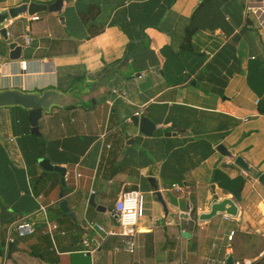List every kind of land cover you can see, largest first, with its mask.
<instances>
[{
  "label": "crops",
  "instance_id": "1",
  "mask_svg": "<svg viewBox=\"0 0 264 264\" xmlns=\"http://www.w3.org/2000/svg\"><path fill=\"white\" fill-rule=\"evenodd\" d=\"M24 3L0 0V11ZM62 3L58 12L36 14L38 21L11 19L9 42L0 36V90L65 93L80 85L88 103L43 114L41 137L31 133L26 111L0 109V264H206L218 254L214 244L241 264L263 257L264 47L261 35H248L243 0ZM11 42L23 47L20 60H10ZM136 112L159 128L152 137L131 123ZM43 158L66 168V189L59 174L40 168ZM132 190L144 195L145 215L131 254L122 238L86 226L115 231L107 206ZM214 194L235 203L236 221L200 220ZM90 195L106 212L87 205ZM21 218L37 232L7 245ZM48 224L59 228L53 239L43 234ZM228 230L237 232L232 242ZM85 235L95 251L88 257L79 253Z\"/></svg>",
  "mask_w": 264,
  "mask_h": 264
},
{
  "label": "water",
  "instance_id": "2",
  "mask_svg": "<svg viewBox=\"0 0 264 264\" xmlns=\"http://www.w3.org/2000/svg\"><path fill=\"white\" fill-rule=\"evenodd\" d=\"M24 4L7 11H0V36L5 42H9L8 32L5 26L10 22L11 19L16 18L22 14H28L30 16L36 15L38 13L45 12H58L62 8V0H57L52 5L38 4L36 2H31V0H24ZM9 48V58L12 61H17L21 59L23 47L17 42H11L8 44ZM99 86V84L97 85ZM82 86L76 85L71 88L68 92H60L55 89H47L42 92H24L17 89H6L0 90V109L3 108H20L28 113V121L31 128V133L34 136L41 137L39 121L43 114L51 112L55 107L62 109H74L76 107H85L88 103L82 100ZM95 103V100H92ZM131 123L135 128L139 129V132L146 137H152L154 133L159 129L150 119L145 116H132L130 119ZM0 141L3 143L2 138ZM218 151L227 157H232L231 154L224 148L220 146ZM40 168L45 172H55L61 176L62 185H66L67 170L61 166H56L50 162L48 159H40L38 161ZM236 164L244 169L245 171H250L248 165L244 162L242 158L236 159ZM152 190L153 196L157 199V202L162 206L165 215H168V209L166 203L162 199V194L158 190L156 180L154 178H149L148 180ZM259 182L264 186V175L259 179ZM87 205L95 208L99 212H106V209L98 206L95 202V196H86ZM210 210L208 213L200 216V220L205 222L209 221L219 214H227L233 217H237L238 209L232 200L226 199L219 201L217 196H213L212 202L209 204ZM60 209L65 212L68 217L76 220V216L73 212H70L68 208V202L66 200H61L59 202ZM188 234L183 233V237L187 238ZM228 264H233L234 259L229 256L227 259Z\"/></svg>",
  "mask_w": 264,
  "mask_h": 264
},
{
  "label": "built area",
  "instance_id": "3",
  "mask_svg": "<svg viewBox=\"0 0 264 264\" xmlns=\"http://www.w3.org/2000/svg\"><path fill=\"white\" fill-rule=\"evenodd\" d=\"M244 11L246 17L248 12H252L258 19L260 25V35L263 39L264 44V0H243ZM32 21H38L40 17L38 15L30 16ZM22 70L25 71L27 68V63H21ZM134 116H140L139 112H136ZM77 178L81 177L80 173L76 174ZM174 188L176 191L181 190L178 185H175ZM145 215V198L144 195L139 190H132L129 192L122 193L115 202L112 216L115 218L119 232L105 229L102 225L98 223H89L87 224V230H97L106 236L115 237L118 236L124 240L123 250L129 253L135 252V243L134 238L138 233L139 221ZM236 217L231 215L223 214V222L229 223L236 221ZM59 230L56 225H47V229L43 232L44 235H49L53 239L55 233ZM37 232L35 224L29 218H21L18 220L14 226L9 230L7 237V245H12L15 243L16 239L13 236V233L16 234L17 238L24 239L33 236ZM235 230H228L226 235L227 242H232L236 235ZM62 235H65L64 232H61ZM83 249L79 252L85 257L92 256L95 252L93 249L92 241L85 235L82 238ZM213 249L217 250L216 257H208L206 259V264H228L227 259L230 256L228 253L221 255V248L216 244L213 245ZM120 249L117 248L116 251ZM249 262L247 264H251ZM233 264H241L238 261H234Z\"/></svg>",
  "mask_w": 264,
  "mask_h": 264
},
{
  "label": "rangeland",
  "instance_id": "4",
  "mask_svg": "<svg viewBox=\"0 0 264 264\" xmlns=\"http://www.w3.org/2000/svg\"><path fill=\"white\" fill-rule=\"evenodd\" d=\"M247 21H248V23L251 25V28H250V29H247V31H248V35L250 36V39L254 41V40H256V38L258 39L259 36H260V31H259V29H260V25H259V21H258L257 17H256L252 12H248ZM258 40L261 41L262 46L264 47V44H263V41H262L261 36H260V39H258ZM39 127H40V126H39ZM46 174H49V173H46ZM50 174H51V173H50ZM66 188H67V187L65 186L64 189H66ZM114 204H115V201L111 202V203L107 206V208H108V209H112V208H114ZM218 224H219V222H218ZM217 226H218V225H217ZM115 228H116V229H115L116 232H119V231H120V229H119L118 226L115 227ZM217 229H218V228H217ZM76 233H77L76 230H74V232H69V237H71V236L74 237ZM13 234H14V233H13ZM14 237H15V239H19V238H17L16 234H14ZM119 249H120L119 252H121V253H118L119 255H120V254H125V253H123V251H122V246H119Z\"/></svg>",
  "mask_w": 264,
  "mask_h": 264
},
{
  "label": "trees",
  "instance_id": "5",
  "mask_svg": "<svg viewBox=\"0 0 264 264\" xmlns=\"http://www.w3.org/2000/svg\"><path fill=\"white\" fill-rule=\"evenodd\" d=\"M191 32H189V36H190ZM251 264H264V256L259 258L258 260L252 262Z\"/></svg>",
  "mask_w": 264,
  "mask_h": 264
}]
</instances>
